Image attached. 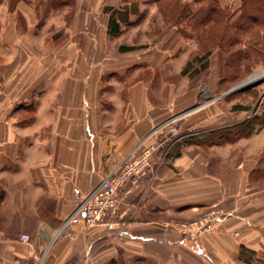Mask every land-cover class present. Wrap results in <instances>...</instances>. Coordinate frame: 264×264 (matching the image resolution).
<instances>
[{"label": "crops", "instance_id": "0c3cea01", "mask_svg": "<svg viewBox=\"0 0 264 264\" xmlns=\"http://www.w3.org/2000/svg\"><path fill=\"white\" fill-rule=\"evenodd\" d=\"M131 1L0 0V258L31 264L48 250L44 264H264V128L195 142L229 126L231 112L210 103L183 115L197 90H184L183 60L172 69V37L120 50L135 38L125 23L109 33V21ZM178 113L173 149L162 145L123 189L118 230L76 226L55 240L77 203L141 141L159 143L151 132ZM212 209L226 213L212 232L164 226Z\"/></svg>", "mask_w": 264, "mask_h": 264}, {"label": "rangeland", "instance_id": "374dc122", "mask_svg": "<svg viewBox=\"0 0 264 264\" xmlns=\"http://www.w3.org/2000/svg\"><path fill=\"white\" fill-rule=\"evenodd\" d=\"M209 1L132 0L130 4L136 6L131 10L136 13L129 15L123 33L128 38H135L136 47H141L139 43L146 39L154 43L172 37L167 44L176 61L172 69L177 67L179 60L184 61V68L190 63L186 74H182L188 80L184 90L187 87L197 90L192 107L182 112L183 115L199 106L217 103L222 104L226 112H231L229 123L226 117V125L253 120L256 116L263 118L264 81L245 91L225 93L241 86L251 76L264 73V13L253 19L255 22L245 20L246 14L255 15L264 0H213L217 14L211 13L210 20L206 21L201 19L202 15L193 12L200 7L207 11ZM187 3L193 12L180 17V14L187 13L183 12ZM241 8L244 11L242 17ZM242 22L243 27L236 29ZM207 53L210 55L199 60L198 57ZM169 80L181 85L180 77ZM213 85L215 93L209 91Z\"/></svg>", "mask_w": 264, "mask_h": 264}, {"label": "built area", "instance_id": "2783aa9c", "mask_svg": "<svg viewBox=\"0 0 264 264\" xmlns=\"http://www.w3.org/2000/svg\"><path fill=\"white\" fill-rule=\"evenodd\" d=\"M2 92L0 91V110ZM181 115L171 117L167 121L155 127L150 137H157L159 143H146L141 141L114 169L100 182V184L86 197L79 201L75 211L65 219L58 228L55 240L70 233L74 227L81 226L85 230L96 226H104L107 231H117V225L113 222L114 215L119 207L121 193L125 186L133 179L139 178L152 168L155 153L162 145H166L168 151L172 150L180 136ZM226 213L220 209H212L199 218L189 222H165L166 228L173 229L183 237H193L202 233L214 231ZM2 236L0 234V243ZM20 241L31 244V237L27 234L20 236ZM48 250L33 256L31 264H44ZM0 264H10L0 258ZM16 264H29L18 262Z\"/></svg>", "mask_w": 264, "mask_h": 264}, {"label": "trees", "instance_id": "16d2710c", "mask_svg": "<svg viewBox=\"0 0 264 264\" xmlns=\"http://www.w3.org/2000/svg\"><path fill=\"white\" fill-rule=\"evenodd\" d=\"M197 1V0H196ZM199 1H204V0H199ZM206 1V0H205ZM261 4L263 3L262 1H260ZM214 1L210 0L208 2L207 11L204 10V8L200 7L199 9L195 10L194 12L192 11L193 9L190 7V4H184L183 6V12L187 11V13L184 14H180V17L186 15V14H190V13H195L197 14V16H203V20L209 21L210 18V14L212 13L217 14L215 9L216 7L213 6ZM136 5H131V4H127L124 6V8L122 9V11H114L111 15V19L109 21V33L111 34H118L120 31V24H127L128 20H129V15L130 14H135L136 11L132 12L131 8L135 7ZM255 10V9H254ZM206 12L204 15L202 14L203 12ZM242 15L241 17L244 15V11L242 10ZM262 13H264V5H261L259 7V9H257V12H255L254 14H246L245 16V20L247 21H254L253 19H257L259 17V15H261ZM196 18V17H195ZM244 18V17H243ZM244 23H240V25L238 26V28L236 29H241L243 27ZM137 47H126V46H121L120 50L121 51H131V50H135ZM210 55V53L205 54L203 56L198 57L199 60H203L206 56ZM236 61L239 60V58L235 59ZM190 64V63H189ZM189 64H187L189 66ZM186 66L183 71L182 74H186V68L188 67ZM257 117V116H256ZM253 120L251 119H246L241 123L238 124H234V125H229L226 127H221V128H217V129H212L206 133H204L203 135H197L195 137H192L193 140L197 143H201V144H211L212 142H219V141H234L237 140L240 137H248L251 134L259 131L260 129L264 128V117L260 118L257 117Z\"/></svg>", "mask_w": 264, "mask_h": 264}, {"label": "water", "instance_id": "95a60500", "mask_svg": "<svg viewBox=\"0 0 264 264\" xmlns=\"http://www.w3.org/2000/svg\"><path fill=\"white\" fill-rule=\"evenodd\" d=\"M263 81H264V77L259 79L258 81L254 82V83L241 85V86H239L237 88H234L233 90H231V91H229L228 93H225V94H231V93H234V92H240V91H245V90L251 89L252 87L257 86L258 84L262 83Z\"/></svg>", "mask_w": 264, "mask_h": 264}, {"label": "bare ground", "instance_id": "6f19581e", "mask_svg": "<svg viewBox=\"0 0 264 264\" xmlns=\"http://www.w3.org/2000/svg\"><path fill=\"white\" fill-rule=\"evenodd\" d=\"M263 77H264V73L253 75L250 78H248L245 82L241 83L240 85H246V84L254 83Z\"/></svg>", "mask_w": 264, "mask_h": 264}]
</instances>
